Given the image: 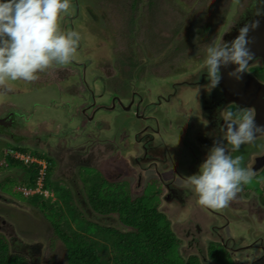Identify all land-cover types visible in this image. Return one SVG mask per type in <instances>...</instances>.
Listing matches in <instances>:
<instances>
[{"label":"rangeland","instance_id":"obj_1","mask_svg":"<svg viewBox=\"0 0 264 264\" xmlns=\"http://www.w3.org/2000/svg\"><path fill=\"white\" fill-rule=\"evenodd\" d=\"M87 1L92 6H87L82 15L86 28L89 26V35H85L83 40L72 35L71 38L77 41L76 51L67 62L61 63L58 59L50 61L52 65L49 63L37 70L33 74L36 79L32 81L5 77L0 83V114L5 110L17 113L9 130L23 138L20 149L48 163L46 180L51 181L49 189L54 193L51 197L37 196L38 199L34 200V197L17 191V187L30 178L32 166L14 163L11 154L3 151L4 146L8 150L13 149L14 142L11 138L0 139V160L8 163L0 167V194L2 191L12 197L0 200V224H3L2 219L7 222L0 228V234L9 237L10 251L24 255L28 264H69L68 249L57 235L55 224L61 225L69 234L75 231L85 233V229L91 227L97 232L90 231L85 236L91 239L100 257L104 258V264H109V256H113L111 245L106 243L107 240L105 242V236L100 237L95 222L127 233L136 229L123 225L118 213L107 218V215L96 212L90 201L93 191L120 197V200L128 197L133 201L137 198L141 204L156 207L169 223L179 253L185 259L198 256L207 260L209 246L215 242L211 230L217 216L200 205L189 192L187 200L177 196L168 199L163 183L168 180H159L153 170L155 166L148 163L137 165L134 157L139 155L136 150L141 147L140 138L145 136V127L157 124L156 118L159 117L156 115L153 118L154 111L164 116L161 131L169 130L171 124H178L184 127L182 133L190 142H194L195 133L211 139V135L199 130L198 126L199 120L210 114L211 110L205 107L208 96H218L216 93L219 91L216 78L208 76V60L236 40L237 34L260 13L252 5L259 0H108L118 6L115 18L107 14L101 17L100 7L102 2L107 4L106 0ZM70 4V17L76 18L77 0ZM258 7L261 8V4ZM88 10L91 17L86 14ZM62 14L57 21L58 29ZM93 14L96 15L94 18ZM101 20L103 27H100ZM232 31L237 36L230 40L229 32ZM81 41L87 46H82ZM0 46H3L2 42ZM259 65L252 73L264 81V63ZM110 79L111 83L105 85ZM135 92L138 95L133 103ZM172 92L175 94L172 107L170 102L161 106L155 104L158 100L163 102V98ZM157 95L162 97L155 98ZM149 99L156 106H147ZM130 100L134 106H139L141 102L146 104L145 113L135 117V107L124 109ZM227 106L229 116L242 118V108L235 104ZM92 107L98 108V111L94 118H87L81 110ZM165 108L173 112L170 117L163 111ZM151 112V117H147ZM92 113L90 109L88 114ZM84 120H87L85 125ZM187 123L196 128L190 131L185 128ZM173 130L179 131L177 127ZM162 137H157L155 144L162 146L161 149L174 148L175 152L178 145H174V139L168 138V135ZM39 139L42 140L41 145ZM262 141L249 144L250 148L261 147ZM110 146L115 147L110 149ZM184 147H181L180 155L173 156L174 164L171 161L164 166L169 176L174 173L172 165L179 169L175 164L178 161L184 164L183 173L190 170L191 162L189 165L184 160L191 156ZM196 149L204 163L208 158L205 153L208 148L199 143ZM39 153L54 159L53 163L37 157ZM245 153L247 151L240 146L235 149L232 159ZM161 154L165 156L162 150ZM162 166L161 161L156 165L158 169ZM235 166L241 169L239 165ZM142 168L152 170L147 172L143 169L142 172ZM140 173L144 179H140ZM175 180L185 192L186 189L195 192L186 179ZM121 184H124L125 192ZM240 184L247 189L254 188L255 197L258 196V200L264 203V172L259 178H251L249 183L241 181ZM63 192L69 195L68 199L59 198ZM230 202L233 203L232 200ZM260 202L253 203L251 197L245 196L243 214L250 225L255 226L256 237L264 242V205ZM130 213L134 215V212ZM204 215L208 218L204 219ZM89 221L95 222L86 226ZM193 234L198 243L192 240ZM124 239L128 241L130 238ZM247 241L242 242L247 244ZM228 251L231 256H237L231 249ZM213 252L219 255L220 250ZM210 257L211 261L207 264H221Z\"/></svg>","mask_w":264,"mask_h":264},{"label":"flooded vegetation","instance_id":"obj_2","mask_svg":"<svg viewBox=\"0 0 264 264\" xmlns=\"http://www.w3.org/2000/svg\"><path fill=\"white\" fill-rule=\"evenodd\" d=\"M72 2H73V0H70V3H72ZM77 3H78V7H79L78 8V16L76 18H71L70 15H71L72 11L69 9L67 10V12H63L62 20L60 21L61 23L59 22L60 28L58 29V34L65 35L67 37L69 35V33H75V35H73V36H75V38L78 37L81 40H83V38H85V35H89V31H88L89 26H87V28H86V24L83 20L82 11H84V9L87 6H92V5L90 4V1H87V0H77ZM106 3L107 4L102 2L103 6L100 7L101 17H103L104 14H107L110 17L115 18V15L118 13V6L112 4L108 0H106ZM259 4H261V6H262L261 8L258 7ZM70 5H72V4H70ZM252 5H255V8L260 12L259 13L260 15L258 14L257 17L264 14V13H262L264 11V0H259L258 2H254ZM89 10L86 12V14L91 17L90 11L92 13H94V12L92 10H90V11ZM128 12H129V10H128ZM95 14L92 15L93 18L96 16ZM59 20L60 19H58V21ZM241 20L238 21V25L241 24ZM103 25L104 24L102 23V20H101L100 27H103ZM104 29L105 28H103V30ZM79 33H81V34H79ZM237 35L239 36L240 34H237ZM237 35H235L233 31H232V33L229 32L230 40ZM233 41H235V40H233ZM233 41H231V44ZM81 45L82 46L84 45L83 41H81ZM85 46H87V45L85 44L84 47ZM258 62L262 63V59L257 58L252 65L247 67V71L250 74L254 75L252 73V70L254 68L260 67ZM52 63H54V62H52ZM50 65H52V64L50 63ZM251 66H252V68L250 69ZM208 76L215 77L216 78V84H217L218 77H219L218 72H212V73L210 72V74ZM259 80H261V79H259ZM108 83H111V79L107 83H105V85H107ZM258 92L260 93L259 95H257L258 99H259V97H262V99H264V96H262L263 91H258ZM157 94H160V93H157ZM216 94L218 96H215V95H209L208 96V105H205V107L207 106V108L209 110H211L210 114H206V117H202L198 123L199 130H204V131L208 132L211 135V139H207L206 137H201L200 134L195 133L194 137H193L194 142H190V140L187 139L186 135L184 136L182 133V129L184 127L180 126L178 124H171L170 125L171 127H169L170 128L169 130L164 129L163 131H161L162 127L164 126V125L163 126L161 125V122H163L164 116L160 115L159 111L153 112V118H156L155 117L156 115H157V117L160 118V119L156 118L157 124L156 125H148L145 127V128H147V131H146V133H144L145 136L142 137V139L140 138L141 147H138L136 150L139 153V155L137 157H134V161L137 165H142L144 163H148L149 165L155 166L153 168V170L157 174V178H159V180H162V181L165 179L168 180L167 182H163L164 186L167 190L168 199L169 198H171V199L176 198L174 196H177L181 200H183L184 198H186V200H187L188 192H189L190 195H192L193 197L196 198V201L197 200L199 201L200 197H199V194L196 192V190L194 192L195 194L190 189H188V191L186 189V192H185L181 187H178V182H177V180L174 181V179H182V180L186 179L189 182L190 177H192L194 175H200L201 174L200 169H201V165L203 164V161L201 162V157L198 154L197 149H196V147L199 148V143L201 145H203L204 147L208 148V151H205V153L208 156L211 154V152L214 148L220 147V148L224 149L225 155L230 156L231 158L234 157L235 148L228 140L229 127H231V131L233 134L237 133L239 131V126L241 123L244 122L246 115H251L253 118V125L248 130L251 133L253 139L251 142H245V143H242L240 145L241 147H243L247 151V153H245L242 156H239V157H242V160L238 165L241 167V170H252L255 173V175L252 176V178H259V176L261 174H263V172H264V116L260 119H257V118L255 119L256 113H257L256 109L251 108L249 106H246L245 108H242L243 109L242 111H244L242 118H240V119L233 118L227 114V111H228L227 105H230V104H225L223 102V97L221 94L220 87H219V91H217ZM137 95H138L137 92H135V94L132 98L133 103H135L134 100H135V97ZM174 95H175L174 92H172L167 97L163 98V100H162L163 102H158L159 101L158 100L157 102H155V104H157L158 106H161L163 103H169L170 102V105L172 107L174 102H175V100L172 101V99H174V97H173ZM156 97L161 98L162 96L157 95V96H155V98ZM117 98L118 97H116L115 100ZM132 100H130L128 102L129 103L128 105L124 106L125 107L124 109L127 110L126 107H129L128 109L131 110L132 107H135L134 111H135V114L137 115L135 117H140L141 114L145 113V111L147 110L146 104H147V106L148 105L156 106L155 104H152V101H150V99L148 100V102L146 104H143L141 102L140 103V104H142L141 107H140V104H139V106L132 105ZM143 100H144V97L141 96V101H143ZM231 104H234V103H231ZM260 105H264V101H260ZM5 111H6L5 113L0 114V117H7L8 115H12V116L9 117V119H7L5 121H0V139L5 140L6 138H11V140H12V142H14V144H15V142L21 143L23 138L17 137L16 135H14L9 130V128H11L10 123H12L11 121L15 117V114H14V112L11 113L8 110H5ZM163 111L168 115L167 117H170V115L173 113V112L172 113L170 112V108L168 110L165 108V109H163ZM150 115H152V112L147 117H151ZM187 124L188 125H186L185 128L188 127L190 129V131L194 130L196 128V127H194L193 124L192 125L189 123H187ZM175 127H177L179 129V131H174L173 128H175ZM136 132H134V134H136ZM162 135H168L169 136L168 138L174 139V145H178L177 146L178 147L177 148L178 154H177V150L174 152V148H172L171 150H169L167 147H164L161 149L162 146L155 144V141L157 140L156 138L157 137L163 138ZM259 140H261V141L263 140L262 141L263 144L261 147H259L257 149L250 148L249 144L256 142V141H259ZM19 146L21 147L22 144ZM183 146H185L184 148L188 151L189 156H191V157H187V159L184 160V161H187L189 163V165L191 162V167H190L191 171L185 170L183 173L181 170L183 169L184 164L182 161L181 162L178 161L175 164H177V166L179 167L180 170L172 165V169H174L173 170L174 173H172L169 176L168 173H165L168 169L164 168V166L169 165L171 163V161L174 164V162H173L174 157L173 156L174 155H177V156L180 155V151L182 150L181 147H183ZM248 148H250L251 151H249ZM3 150H4V153L8 152L7 149L3 148ZM161 150H162L163 155H165L164 157L161 156L162 155ZM140 151H142V152H140ZM159 152H160V155H159ZM164 159H167V160H164ZM168 160H170V161H168ZM160 161H161L163 166L161 169H158V167H156V165ZM143 169L146 170L145 168H142V172H143ZM150 170H152V168L148 169V171H150ZM147 172H145V173H147ZM185 174L188 177L187 176L184 177ZM141 178L144 179L142 173H140V179ZM192 186L195 188V186L193 184H192ZM239 186L242 190L236 193L235 197L232 199V202H233L232 204L230 202L226 207H224L222 209H211V208H208L207 206L202 205L203 207H205L208 211L212 212L217 217H214V220L212 223V230H211V235H212V238L215 239L214 240L215 242H211L212 244L209 246V252H208L207 260L205 258H200V257L196 256L201 264H207L208 261H211L210 255L212 257H214L221 264H224V261L221 260V258L225 259V264H232V263H234V264H264V242H263L262 238L256 237L255 226L250 225L248 218L243 214V207H245V204H244L245 196L247 198L251 197L253 199V203L256 201H258V202H260V201L258 200V196H257V198L255 197L256 196V192H255L256 190L254 188L247 189L246 187L242 186L241 184H239ZM247 190H248V193H247ZM1 193L2 194H0V200L1 199H4V200L8 199L6 196H8L9 198H12L2 191H1ZM182 193H184V196L182 195ZM11 203H13L14 205L17 204V202H14V201H11ZM260 203L264 205L263 202H260ZM199 213L201 215V212H199ZM207 218H208L207 215H204V219H207ZM1 222L3 224L2 225L0 224V228H2L3 225H6V223H7L4 219H2ZM197 229L200 230L199 225H197ZM188 235H190V232H188ZM0 236L3 238L5 243H7L9 245L8 247L10 250L11 244L8 241L9 237L6 235H1V234H0ZM251 236L253 238L250 240ZM191 237L193 238L192 239L193 241H197V243L199 242V240L194 236V234L191 235ZM244 240H248L246 242L247 244H243L242 241H244ZM233 241L235 244H233ZM216 249L220 250V252L218 253L219 255H217L215 252H213ZM229 249H231L233 254L234 255L236 254L237 256L236 257L231 256L229 251H228ZM200 251H201V249H200ZM212 254H214L215 256H213ZM190 257L191 256H189V258ZM188 259H186V260H188ZM260 259H262V260H260Z\"/></svg>","mask_w":264,"mask_h":264},{"label":"clouds","instance_id":"obj_3","mask_svg":"<svg viewBox=\"0 0 264 264\" xmlns=\"http://www.w3.org/2000/svg\"><path fill=\"white\" fill-rule=\"evenodd\" d=\"M69 7L70 0H0V42L3 44L0 46V83H3L5 77L32 81L36 79L33 74L47 67L50 61L58 59L65 63L69 60L76 51L77 41L71 38L75 33H69L66 37L58 34L57 30L60 13L67 12ZM246 32V28L242 29L240 35L232 42L233 51L230 56L223 50L212 55L208 60L210 69L217 68L221 57L225 58L224 63H236L239 66L238 72L247 67L248 60L253 57L245 48L248 42L245 38ZM90 109L93 110L92 114H88ZM90 109H82L81 112L87 118H94L98 108ZM252 125V116L246 115L237 133L233 134L229 127L228 140L235 149H239L242 143L252 141L253 137L248 131ZM11 151L8 154L22 162L16 159ZM241 160L242 157L239 156L232 159L225 155L223 148L216 147L212 150L201 165V174L189 178V182L199 194L200 205L222 209L242 190L239 187L241 181L245 184L250 182L255 173L236 167ZM2 161L8 165L4 159L0 160ZM35 196L43 195L34 194L27 197Z\"/></svg>","mask_w":264,"mask_h":264},{"label":"trees","instance_id":"obj_4","mask_svg":"<svg viewBox=\"0 0 264 264\" xmlns=\"http://www.w3.org/2000/svg\"><path fill=\"white\" fill-rule=\"evenodd\" d=\"M19 150L24 153L22 149ZM36 156L49 160L50 164L54 161V159L42 153ZM13 162L20 163L15 159H13ZM22 163L24 162L22 161ZM28 165L32 166V170L30 172L31 176L25 180V184H34L37 179L39 165L36 163ZM48 171L49 168L47 173ZM50 183V180H46L45 185L50 188ZM121 185L122 191L125 192L123 190L124 184ZM67 193L69 192L67 191ZM67 193L63 192L59 198L68 199L69 195ZM34 198V200L38 199L37 196ZM154 198L157 201V197ZM123 199L120 200V197H110V194L103 195L93 191L90 194V201L96 212L107 215V218H110L114 213H118L120 222L123 225L136 229V231L127 233L116 229L114 226H104L94 221L98 225L97 229L100 230V233H98L100 237L105 236V242L107 240L106 243L111 245L110 249L113 256H109V264H201L196 256H191L186 260L183 254L179 253L177 241L172 234L169 223L166 222L163 215L157 212L156 207L141 204L137 198H132L134 202L128 197ZM153 203L155 204L154 201ZM130 212H134V215ZM94 222L89 221L86 226ZM55 227L57 235L64 241L68 249L69 264H104V258L100 257L91 239H87L89 237L85 236L90 231L97 232L96 229L87 227L85 233L75 231L69 234L61 225L55 224ZM124 237L130 239L126 241L123 240ZM8 246L0 236V264H28L24 255L11 252ZM223 261L225 264L224 258Z\"/></svg>","mask_w":264,"mask_h":264},{"label":"water","instance_id":"obj_5","mask_svg":"<svg viewBox=\"0 0 264 264\" xmlns=\"http://www.w3.org/2000/svg\"><path fill=\"white\" fill-rule=\"evenodd\" d=\"M257 16L251 20L246 28L245 38L248 42L245 48L253 57L248 60L247 67L252 65L257 58L262 59V63H264V14L259 17ZM223 51H226L230 56L233 49L230 45ZM224 59V57H221L217 68L210 69L211 73H219L217 82L221 89L223 102L225 104L234 103L240 108H245L246 106L254 108L257 111L255 119L262 118L264 116V105H260V101H264V99L262 97L258 99L257 95L260 94L258 91H263L262 96H264V82L250 74L247 71V67L238 72L237 68L239 66L236 63L231 61L224 63ZM11 116L0 117V121H5ZM13 120L10 126L13 125Z\"/></svg>","mask_w":264,"mask_h":264},{"label":"built area","instance_id":"obj_6","mask_svg":"<svg viewBox=\"0 0 264 264\" xmlns=\"http://www.w3.org/2000/svg\"><path fill=\"white\" fill-rule=\"evenodd\" d=\"M16 159H20L26 164H38V175L34 184L19 185L17 190L25 196H31L34 194L43 195L44 197L53 196V192L45 186L48 163L45 160H38L31 155L21 153L20 151H11ZM5 162H0V167L5 166Z\"/></svg>","mask_w":264,"mask_h":264},{"label":"crops","instance_id":"obj_7","mask_svg":"<svg viewBox=\"0 0 264 264\" xmlns=\"http://www.w3.org/2000/svg\"><path fill=\"white\" fill-rule=\"evenodd\" d=\"M16 113V112H15ZM17 114V113H16ZM86 124V121H84V125ZM19 145H21V143L20 142H17ZM42 144V140L41 139H39V145H41ZM14 145V148L13 149H15V150H17V149H20L19 147V145H16V144H13ZM22 147V146H21ZM115 147V146H114ZM114 147L112 148L111 146H110V149H114ZM4 149H7V147L6 146H4L3 147ZM13 149H10V150H8V152L7 153H9L11 150H13ZM4 151V150H3Z\"/></svg>","mask_w":264,"mask_h":264}]
</instances>
